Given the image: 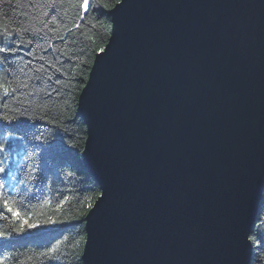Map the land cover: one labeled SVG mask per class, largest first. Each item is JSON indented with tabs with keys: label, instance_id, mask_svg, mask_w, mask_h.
Listing matches in <instances>:
<instances>
[{
	"label": "water",
	"instance_id": "95a60500",
	"mask_svg": "<svg viewBox=\"0 0 264 264\" xmlns=\"http://www.w3.org/2000/svg\"><path fill=\"white\" fill-rule=\"evenodd\" d=\"M78 110L101 194L84 264H251L264 0H122Z\"/></svg>",
	"mask_w": 264,
	"mask_h": 264
},
{
	"label": "trees",
	"instance_id": "16d2710c",
	"mask_svg": "<svg viewBox=\"0 0 264 264\" xmlns=\"http://www.w3.org/2000/svg\"><path fill=\"white\" fill-rule=\"evenodd\" d=\"M115 4L116 0H90V11L81 20L78 14L83 10L77 0H64L55 7L49 0H0V25L27 29L19 35H0V47L17 48L15 53L0 52L4 58L0 74L6 72L2 82L9 89L27 85L19 88L15 97L3 98L7 108L0 102V114L14 117L11 121L0 119V142L7 138L6 150L0 153L6 168L0 174L4 185L0 191L18 203L22 201L32 213L29 223L40 225L16 232L20 220L4 211L7 219L0 218V231L4 232L0 236V264H84L85 217L101 189L84 165L87 124L78 110V99L96 54L111 35L109 11ZM52 16L57 17L56 23L51 22ZM77 22L79 30L73 28ZM35 30L39 32L34 35ZM29 40L32 43L28 44ZM53 63L63 66V76ZM41 65L43 69L36 71ZM57 77L64 81L62 85L55 83ZM65 195L70 200L56 209ZM45 199L49 202L44 203ZM49 219L52 223L45 224ZM251 239V264H264V196ZM54 246L57 251L49 252Z\"/></svg>",
	"mask_w": 264,
	"mask_h": 264
},
{
	"label": "snow or ice",
	"instance_id": "6c2138e0",
	"mask_svg": "<svg viewBox=\"0 0 264 264\" xmlns=\"http://www.w3.org/2000/svg\"><path fill=\"white\" fill-rule=\"evenodd\" d=\"M49 2L52 4L53 7H55V5L57 3H63L64 0H49ZM122 0H116V4H121ZM77 4L78 6L83 10L81 13H79V19H84L85 18V13H89L90 11V0H82V3L79 2V0H77ZM51 22L52 23H56L57 22V17L56 16H52L51 18ZM96 25L93 24V27H95ZM45 27H47V24L45 25ZM73 28L79 30L81 28V25L79 22L73 24ZM49 31H54V29L49 28ZM69 31H71V29H69ZM15 32L17 35L21 34L22 32H27L26 28H22L19 26L16 27H12L11 29H9L8 27H5L3 25H0V35H3L5 37H10L12 35V33ZM39 30H35L34 35L36 33H38ZM81 35H85V33L81 32ZM41 39H43V37H40ZM59 39H64L63 36H59ZM28 44L32 43L31 40L27 41ZM40 46V45H38ZM51 46V45H49ZM17 51L16 47H8V48H4V47H0V52H11V53H15ZM63 51V50H62ZM100 53L105 52V48L101 47L99 49ZM66 54V53H65ZM40 59H43V57H40ZM69 60L72 59V57H68ZM4 58L0 57V63H3ZM55 69L57 73H60L61 76L64 75L63 72V66L61 67H56L55 63H53L52 65ZM43 69V66L41 65V68L36 69V71H41ZM22 70V69H21ZM4 76H6V72L3 74H0V102H3V98L4 97H8V96H13L15 97V94L17 93L19 88L22 87H26V84H19L14 88L9 89V87H6L5 84L2 82L4 79ZM49 79H51V77H49ZM69 79H71V77H69ZM55 83L57 85H62L64 83V81H62L60 79V77H57V79L55 80ZM52 91L56 92L58 95L59 93V89L58 88H53ZM47 95L49 96V98H51L52 93L48 92ZM3 107L7 108V103L3 102ZM20 115H24L23 112L20 113ZM31 119V117H29ZM0 119L4 120V121H11L12 119H14V117H10L7 114H0ZM39 139V137H38ZM6 140L7 138H5V142H0V153H3L6 150ZM3 161H0V174H4L6 172V168L2 166ZM71 175V174H70ZM28 179L31 180L32 177L31 175L28 176ZM4 187L3 183H0V189H2ZM70 197L65 195L63 196V198L56 204V209H60L63 204L66 201H69ZM49 201L47 199H45L44 203H48ZM0 203H2V209H0V218L3 219H7V217L4 215V211H7L8 213H11V215L20 220V224L18 227L14 228V231L16 232H23L25 230V228L27 229H34L37 227H40L39 224L37 223H29L28 217L31 216V211L28 209V207L21 201V202H17L14 199H11L10 197L6 196L2 191H0ZM15 205V207H13ZM89 208L92 207V204L88 205ZM45 224L47 223H52V221L49 220H45L44 221ZM4 232L0 231V236H3ZM65 239L67 240L68 237H65ZM79 241H77L76 243H78ZM57 251V248L54 246L51 249H49V252L51 253H55ZM45 255H47V253H45Z\"/></svg>",
	"mask_w": 264,
	"mask_h": 264
}]
</instances>
